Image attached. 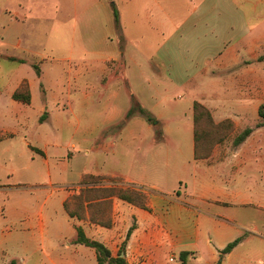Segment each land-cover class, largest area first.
Returning <instances> with one entry per match:
<instances>
[{
  "label": "crops",
  "instance_id": "1",
  "mask_svg": "<svg viewBox=\"0 0 264 264\" xmlns=\"http://www.w3.org/2000/svg\"><path fill=\"white\" fill-rule=\"evenodd\" d=\"M45 1L61 25L68 0H0V181H7L0 185V264H97L94 248L76 242L78 226L126 264H264V125L256 126L264 102V0H127L118 28L113 17L104 28V44L92 40L97 14L82 13L88 21L79 30L82 43L71 33L67 53L52 57L30 39L38 33L35 5ZM123 20L153 21L150 39L128 45V36L144 31L135 23L125 28ZM185 37L193 44L185 45ZM179 50L198 53L189 59L197 61L191 74L184 73L188 65L174 64ZM193 82L190 117L168 107V85ZM23 83L29 102L13 96ZM132 98L160 121L159 138L138 113L116 127ZM194 101L215 121L232 118L252 131L238 144L226 140L197 156ZM168 114L176 118L169 122ZM65 137L84 152H64ZM23 144L30 161L22 158ZM89 145H109L98 165ZM86 174L103 176L107 185L141 187L146 207L113 197L103 218L108 224L92 221L87 207L84 217L69 216L64 203L79 194ZM21 176L26 180L19 182Z\"/></svg>",
  "mask_w": 264,
  "mask_h": 264
},
{
  "label": "rangeland",
  "instance_id": "2",
  "mask_svg": "<svg viewBox=\"0 0 264 264\" xmlns=\"http://www.w3.org/2000/svg\"><path fill=\"white\" fill-rule=\"evenodd\" d=\"M66 1V0H65ZM88 1H90V3H88ZM104 1V5H101V3L96 2L95 0L91 3V0H68L66 5L63 3V7L61 9V16H62V23L61 25L57 24V21H53V18H50L52 11H53V4L45 1L44 3H40L38 5H35L36 7H38V9L40 10L38 16L40 17L37 20V29H38V33L37 35H31L30 39L32 41H34L37 44H39V50L42 53H45L47 55H50L51 57L54 54H59L58 56H60L61 54H66L67 52L65 51V49H67L68 45L71 43V33L74 34V43L76 44H81L82 43V37L80 35L79 30L81 28H85V26L88 24L87 18L84 16L82 17V13H95L97 14V16L99 17V21L98 23H95L94 26L97 27V30L99 31L98 35L94 36L92 38L94 43H99V44H104L105 42H99L101 36L104 34L103 30H105L104 28L108 25L109 21H112V17H113V10L111 7L110 2H113L117 11H121L120 10V6H121V2H125L127 0H103ZM129 1H133V0H129ZM74 3H76V6H74ZM57 9L60 11V9L57 7ZM74 9L75 11V15L74 12L72 11ZM33 17V16H32ZM118 17H119V13H118ZM34 19L31 18L29 20L25 21V25H26V31L29 27H31V24L34 23L33 21ZM90 22V21H89ZM113 23H114V17H113ZM135 23L136 27L141 28L144 33L138 37H131L128 36L127 37V44L129 45L131 42H133L134 40H138L140 44H142L145 40L150 39V26L151 24H154L153 21H151V23L148 20H139V21H128L129 25H126V21L123 20V24L126 28H132ZM115 25V24H114ZM54 26V27H53ZM30 29V28H29ZM56 29H58V32H56ZM114 39H117L118 36L116 34H114ZM184 38V37H183ZM191 39V38H190ZM91 40V41H92ZM121 40V37H120ZM161 39H156V43L158 41H160ZM197 40V39H196ZM189 41V37H185V42H183L185 45L187 44V46L192 45V41ZM196 42V41H193ZM183 43H181L180 45H182ZM127 45V47H129ZM196 47V45L194 46ZM54 52V53H53ZM197 54L196 52H192V50H190L189 52H182V51H175L173 53V61L174 64L176 66H184L185 64L188 65L185 67V72L186 74H191L193 67H195V65L197 64V61H191V63L189 62V59L191 58L192 60H197ZM50 63H52L51 61H48L45 63L44 66L49 65ZM129 68L127 65V71L129 73ZM97 70H95V73ZM171 84V83H170ZM168 85L166 91V100L168 102V107H170L173 110H178V111H182V112H186L187 114H189L190 117V113H191V102H192V98H193V94H195L196 88L198 87L196 82H193L191 84H188L187 86H179V85ZM90 99H92V93H90L89 95ZM94 100V99H93ZM96 101V100H95ZM94 101V102H95ZM96 107L95 110L97 112H100L97 117H96V122L98 125H102L103 121L105 120V113H104V106H103V99H102V95H99L98 100L95 102ZM155 111L159 112L160 109L159 107L155 108ZM165 118V120H169V122H171V120H173L174 117L173 115H166L163 116ZM66 119H69V116L65 117ZM181 121L185 120V118L180 117ZM211 120L207 119L206 117L201 118L196 125L197 128V135H198V139H199V144L200 147L198 149V154H209L210 152L213 151V148L219 144L222 143L226 140H233L234 137L243 130V128H240L236 126L235 122L233 121L232 118H224L221 121H215L213 119V117L211 116L210 118ZM178 120V119H176ZM228 121V122H227ZM64 125H67L66 123ZM189 125H191V122H188V129H189ZM69 127V126H67ZM158 131L156 136L159 138L161 135V126L159 125L158 127ZM245 128V127H244ZM69 129V128H67ZM108 129H105L104 133L107 132ZM64 133V132H63ZM69 131H66V134H69ZM10 143L12 142V140H9ZM17 143H21L18 141V139H16ZM74 143L75 147L71 148L70 144ZM112 143V141L109 142V144ZM64 144H65V149L64 152H73L75 155L76 154H81L82 152H84L85 150V146H81L79 145L76 141H68L67 137H65L64 139ZM20 151L23 152V157L25 159V161H30V154L32 153L30 148H28L26 145H20ZM67 148V149H66ZM104 148H109V145H104L103 147L100 146H96L93 147L92 145L88 146V149L90 150L89 153V157L90 158H100L101 154V149ZM17 146L16 148L14 147L13 150L16 151L17 154ZM171 156H174V149L171 148ZM88 157V158H89ZM96 159V160H97ZM17 160V159H16ZM40 160V158L37 156L36 160L34 161L35 163H37V161ZM98 161L99 159L96 161L95 165H98ZM24 175H30L29 172L24 173ZM101 177V176H100ZM103 177V176H102ZM104 179V178H103ZM99 180L94 186H108L110 185L111 182H109V184L107 185L108 180L104 181V180ZM24 180H26L23 176L20 177V181L19 182H23ZM30 181V180H28ZM3 182H7L6 180H2L0 181V185ZM13 182V181H10ZM93 183H90V186ZM113 185V183H112ZM114 185L118 186L117 183H114ZM89 186V185H88ZM119 187V186H118ZM81 189H83L82 187H79V193L81 191ZM76 199H71L68 202V206L69 209L75 210L76 209ZM112 201V200H111ZM112 204V202H111ZM111 204L109 205L108 201H104V202H96L94 204V206L88 208L89 213H90V217H91V213L92 215L95 217L94 222H97L98 219H103L106 218V216L109 214V211H111ZM79 210V209H78ZM80 213H82L83 215H85V209L80 210ZM196 261V260H194Z\"/></svg>",
  "mask_w": 264,
  "mask_h": 264
},
{
  "label": "trees",
  "instance_id": "3",
  "mask_svg": "<svg viewBox=\"0 0 264 264\" xmlns=\"http://www.w3.org/2000/svg\"><path fill=\"white\" fill-rule=\"evenodd\" d=\"M112 10H113V17H114V24L115 27L118 28V11L114 5L113 2H110ZM33 68L36 71V74L39 75V69L36 64L32 65ZM13 96L15 99L21 100L23 102H29L30 96L27 88V84L23 83L19 89H17ZM141 114L149 123H151L155 127V134H157L158 126L160 125V121L153 116L149 111H147L145 108H143L139 102L132 98V103L127 111L125 117L120 120L116 125V127L122 126L125 121L131 117L133 114ZM206 117L207 119L211 120V115L208 109L201 104L198 101L193 102V126H194V139H195V150L197 156L201 155L198 154V149L200 147L199 139L197 135V122L203 118ZM42 119V118H41ZM228 122V121H227ZM264 125V102L261 103L258 107V120L256 122V126H263ZM252 131L251 127H246L242 131H240L233 139L234 144H238L239 142L243 141ZM204 155V154H202ZM103 177H100L98 175H92V174H86L82 180L81 183L83 184L81 191L77 195H73L71 199H76V209L72 211V209H69L68 202L65 201L64 206L67 210V213L69 216L76 215L78 218L84 217L82 213H80L81 208L85 209V207L90 208L94 206L96 202H104L108 201L109 205L111 204V200L113 197L119 198L121 200H124L126 202H129L131 204L140 206L145 208V193L143 192V189L141 187H118L116 185H108V186H94L99 180H102ZM93 183L91 186H88V184ZM131 186V185H130ZM79 209V210H78ZM90 219L92 221L95 220V217L91 213ZM94 219V220H93ZM98 223L101 224H108L107 219H98ZM77 238L76 242L85 244L87 246H90L94 248L96 252V259L97 264H126L125 259L123 256L117 255L112 256L110 250L101 242L88 238L82 227L78 226L77 228ZM238 240L232 241L226 245V247L222 250V252L228 251L230 248H232ZM184 252L180 254L181 259L184 260Z\"/></svg>",
  "mask_w": 264,
  "mask_h": 264
},
{
  "label": "water",
  "instance_id": "4",
  "mask_svg": "<svg viewBox=\"0 0 264 264\" xmlns=\"http://www.w3.org/2000/svg\"><path fill=\"white\" fill-rule=\"evenodd\" d=\"M120 255H122V254H120Z\"/></svg>",
  "mask_w": 264,
  "mask_h": 264
}]
</instances>
